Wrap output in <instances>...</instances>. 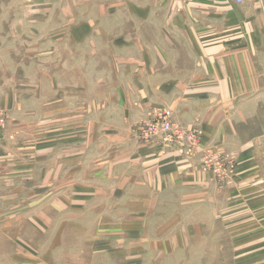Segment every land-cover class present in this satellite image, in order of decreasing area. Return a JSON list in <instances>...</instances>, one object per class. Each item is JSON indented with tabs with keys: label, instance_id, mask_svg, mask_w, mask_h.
<instances>
[{
	"label": "rangeland",
	"instance_id": "rangeland-1",
	"mask_svg": "<svg viewBox=\"0 0 264 264\" xmlns=\"http://www.w3.org/2000/svg\"><path fill=\"white\" fill-rule=\"evenodd\" d=\"M173 2L0 0V264H234L260 230L264 51L198 107Z\"/></svg>",
	"mask_w": 264,
	"mask_h": 264
},
{
	"label": "crops",
	"instance_id": "crops-1",
	"mask_svg": "<svg viewBox=\"0 0 264 264\" xmlns=\"http://www.w3.org/2000/svg\"><path fill=\"white\" fill-rule=\"evenodd\" d=\"M169 9L171 20L168 23L174 30L185 33V42L191 46V52L187 53L193 54L192 72L189 68L182 74L189 82H176L183 98L191 97L198 107L216 108L218 116L224 114L236 101L237 96L231 94L242 90L236 83L238 78L250 73L259 76L257 55L264 51V0H245L241 4H234L232 0H184V3L173 2ZM254 28L257 31L252 33ZM164 41L174 50L176 42L172 37ZM149 63L146 65L151 74ZM174 84L175 81H171L168 86ZM212 124L201 125L209 129ZM0 179L9 182L8 176H0ZM201 181L203 189L209 192L212 179L204 176ZM134 205L131 203L129 207L134 208ZM260 222L263 223L259 225L260 230H252L253 233L246 238L243 236L241 241L235 239L234 264H264V217Z\"/></svg>",
	"mask_w": 264,
	"mask_h": 264
},
{
	"label": "built area",
	"instance_id": "built-area-1",
	"mask_svg": "<svg viewBox=\"0 0 264 264\" xmlns=\"http://www.w3.org/2000/svg\"><path fill=\"white\" fill-rule=\"evenodd\" d=\"M233 1H235V0H233ZM237 1L241 2L242 0H237Z\"/></svg>",
	"mask_w": 264,
	"mask_h": 264
}]
</instances>
